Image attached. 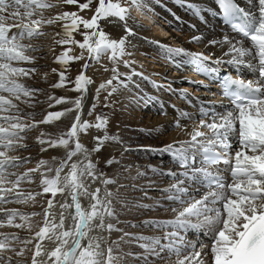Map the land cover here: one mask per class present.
<instances>
[{
  "label": "snow or ice",
  "instance_id": "6c2138e0",
  "mask_svg": "<svg viewBox=\"0 0 264 264\" xmlns=\"http://www.w3.org/2000/svg\"><path fill=\"white\" fill-rule=\"evenodd\" d=\"M173 2L186 7L204 24L208 23L204 13L220 18L221 32L211 38L200 32L187 41L199 44L207 39L205 49L213 51L205 54L148 36L140 38L169 64L178 69L190 66L208 81L189 79V83L210 89L211 83L218 82L227 103L192 97L196 101L193 112L169 105L177 115L167 126H158L160 146L135 149L167 155L179 170L148 165L154 174L173 182L159 189L166 194L163 199L168 204L142 207L170 210L171 218L142 222L164 231L161 236H137L143 253L134 259L139 264H264V0H212L211 7L189 0ZM68 6L75 10H64ZM157 6L166 7L163 0H0V229L27 233L21 239L19 231H0V264H124L120 241L101 248L104 237L92 235L94 229L120 231L105 223L117 215L113 200L119 193L108 190L116 180L100 171L99 161L92 159L103 155L119 137L107 135L106 114H97L95 121L84 119L83 102L94 86L87 109L91 116L102 92H107V103L109 96L128 88L136 77L157 90L189 97L186 90H172L170 84L158 83L137 71L136 61L125 58L133 54L129 51L132 39L149 27L136 19L133 10L158 16ZM48 29L52 30L50 36ZM46 38L53 49H61L53 51L56 67L51 72L57 79L49 87L62 94L47 97L49 109L59 106L60 110H48L35 120L32 118L37 113L24 112L20 105L34 108L40 102L37 95L44 90L20 81L33 75L47 78L48 73L39 71L47 65L35 63L38 57L29 54L39 53L45 47L40 41ZM77 48L79 52L74 51ZM103 59L111 67L102 64ZM73 61L80 65L74 79L69 75ZM121 63L125 72L119 71ZM224 67L234 69L236 77L227 72L221 75ZM101 69L111 75L95 83L93 76ZM89 70L93 75H88ZM249 74L251 78H242ZM135 86L139 89V84ZM137 99L159 104V114L167 116L159 96L141 94ZM64 120L70 124L66 131L36 135V155L40 158L35 167L18 171L35 158L10 154L32 146L25 142L27 134L40 126L58 128ZM183 121H193L190 130ZM92 128L105 134L94 136L89 148L81 142V134ZM169 129H178L177 134L184 133L187 138L165 142L162 138ZM49 150L63 154L44 159L42 154ZM103 163L107 167L119 161L111 156ZM37 181L40 191L22 188L25 182ZM94 183L98 186L92 189ZM44 194L50 195L46 202L39 201L40 212L26 213L8 206L36 205L37 197ZM38 216L41 219L34 228L32 218ZM190 232L202 233L207 243L199 242L197 249L186 239Z\"/></svg>",
  "mask_w": 264,
  "mask_h": 264
},
{
  "label": "bare ground",
  "instance_id": "6f19581e",
  "mask_svg": "<svg viewBox=\"0 0 264 264\" xmlns=\"http://www.w3.org/2000/svg\"><path fill=\"white\" fill-rule=\"evenodd\" d=\"M189 2L198 3V4H201L202 6H208V7L213 6L212 0H189ZM163 3L166 7H158V6L155 7V13H158V16L163 17L164 20L166 21V22L163 21L161 23L162 26H159V27H160V32H162V31H166V32L169 31L170 32V34H169V38L171 39L170 42L165 40L164 36L159 35L158 29H157L158 31H155V29H153V28H148L147 31L139 33V35L136 38L132 39V41H131L132 47L129 48V51H131L133 54L131 56L125 57V58L136 61L135 67H136L137 71H143L145 75H150L151 79L156 80L158 83L170 84V88L174 87V89H176L177 86L175 85V83L179 79H181L182 77L184 78L183 80H185V81L192 79L193 77L196 81H201V80H203V78L201 76L195 77V73L190 66H184L183 68H180V70H182L183 72H177L175 66H173L172 64H169L166 60H164L158 54V51L153 46L146 43L140 37L141 36H148L149 38L160 40L161 42L166 43V44L172 43L173 46L180 44L181 47H184V48H187L190 50H194V51H205V54H207L208 51H213V49H211V48L205 49V44H207V39H205L203 41V43H199V44L188 43L187 42L188 39L193 34H199L200 32H203L206 37L211 38L214 35V33L221 32L222 25L220 24L219 17H213L210 14L204 13V15L206 16L207 21H208L207 24H204L199 19H197L195 16H193L191 14V12L186 7H181L177 4H175L173 2V0H163ZM73 9L74 8H72L71 6H68L64 10L72 11ZM59 10L60 9H57V11H59ZM133 13H134V16L136 15L135 17L137 20H138V18H140V16L142 17L140 12L133 10ZM51 14L54 15L55 12H53ZM81 14L82 15H88L89 13L81 12ZM144 14L149 15V17H153L155 19V16L152 13L146 12ZM45 15L47 16V15H49V13L46 11ZM176 17H179V20H177ZM146 21L140 20L141 23L148 25L149 23ZM189 25H195L196 27L190 28ZM163 26L164 27L166 26L165 27L166 29H164ZM47 31H48V35L50 36L52 30L48 29ZM155 32H157L158 34ZM166 32H164V34H167ZM113 35H115V32H113ZM76 38L80 39L79 36H77ZM40 43L45 45V47H43V48L45 50H47L48 53H44L43 58H39L40 57L39 54L41 52H43V51H41L42 50V48H41L39 53L33 52V53H29V54L38 57V59H37V61H35V63L42 64V65L47 64V66L49 67V69L46 68V70L41 71L42 74L48 73L47 78L44 79L41 76H38V78H42V79H44V81L36 82V84H35L36 86L44 88L43 89L44 91L42 94L40 93V95L38 94L36 97V100L40 101L39 103H35L37 107L30 108L27 106H21L20 105V107L22 109H24V112H29V111L43 112L41 114H38V118H36V115H37L36 114L34 117L35 120L41 119L43 114H45L46 111H48V110H60L59 106H55L53 109H49L47 97L49 95H55L58 97L62 94L60 90H52L49 87V85L54 83L57 79L56 74L51 72V69L56 67V64L54 63L53 51L58 53L61 49L58 46L55 49H53L52 44H51V40L48 38L43 39L42 41H40ZM172 44H170V45H172ZM74 51L79 52V49L77 48ZM219 54H220L219 50H216V55H219ZM48 55H50L52 60L50 58V61H47ZM154 58H157V61H159V62L153 63V61H155ZM101 63L107 65L108 67H111L110 63L106 59H103L101 61ZM79 67H80V65L78 64L74 70H70L69 75L73 79H74L75 75L77 74ZM170 67H173L172 71H170L169 73H166V71L169 70ZM226 68H228V67H224L222 69L225 70ZM228 69H231V68H228ZM119 71H121V72L126 71V69L122 63L119 65ZM231 71H235V70L231 69ZM152 73H159V75H151ZM88 75H93L91 70H89ZM109 75H111L110 72H103V70L101 69L100 72H98L97 74H95L93 76V79H94L95 83H99L102 79L107 78ZM242 78H251V76L249 74L248 76H245ZM26 80L27 79H25L23 81L28 83V81H26ZM203 81H205V83H208L206 78ZM135 84H139V89L136 88ZM28 85L33 86L34 84L30 83ZM187 85H189V84L186 83V84L179 86L181 88V89L179 88V90H190L191 86H187ZM195 86H197V85H195ZM210 86H212L214 88L210 92V96H212V97H204L203 96L204 93H207L206 89L204 87H195V88H192L193 93L190 94L187 99H185V98H182L178 93H175L174 91L157 90L147 81H144V80L140 79L139 77H136V78H134V83L132 85H130L128 88H126V89L122 88L118 92L113 93L111 96H109L107 103H105V99H104L105 96L107 95V92H102L100 97H99L98 104L99 105L106 104V110L105 111H106V113H108L107 118L109 116L108 125H107V135H109V136L117 135L119 137V141L115 142V143H110L109 146L107 147V150L103 153V155H101V156H95L94 155L92 157L94 162L99 161V163H97V168L99 169L98 165L100 163H103V161L106 157L114 156L120 162V165H123V168L125 167L129 171L130 164H132V162L137 163L140 160L139 159L137 161V158L141 155L142 151H140L139 153H136L138 151L135 150V149H137L138 146H140V145H151L153 147H159L160 146V141H159V139H157L158 134H159V127L158 126L159 125L167 126V124L171 123L177 115L176 110H174L169 105H175L176 109H180V110H183L186 112H193V111H196V109H194L192 105L195 104L196 101L194 99H192V97H200L201 99H204V100H212V101L219 102V100L216 98L217 96H219V92L217 90L216 83H211ZM90 93H92V95L94 94V86H93L92 92H90ZM141 94H147L150 96H159V98L164 102L165 108L167 110V116H161L159 114V112H158L159 104L152 103L149 106V103H145L143 100H138L137 96H139ZM71 95H75V94H71ZM173 95L175 96L174 97L175 99H172ZM213 95H215V97H213ZM90 96H91V94H90ZM90 96L88 95V98L83 102L84 107L82 110V117L84 119L89 120V121H95V118L97 116V114H96L97 112L94 111L91 116H89L88 112H87V109L91 106V103H92V96H91V100H90ZM189 99H192V104L188 103ZM90 101H91V103H90ZM223 103H225V102H223ZM112 105H114V106H112ZM125 106H127L129 109H125ZM117 108L121 109L122 111L125 110L129 114L127 113V115H122L123 119H121V120L120 119L119 120L113 119L112 116H114L115 118L117 116H120V112H116ZM198 119H199V117H197V119L195 121L196 123H198ZM120 121H122V122H120ZM130 121H133V123H134V121H136L137 125L142 126V128L144 127V129L145 128H147L148 130L152 129L151 133L148 132V130H147V132L150 134L152 139L143 143V141H145L146 139L145 140L142 139L141 136L139 138L140 132L138 130H133L134 127H132V128L130 127V129L126 128L125 130L122 129V125L125 123L127 125L128 124L127 122H130ZM182 123L185 125H188V130H190L193 121H183ZM66 126H70L68 120H64L63 123L58 128H52L49 126H40L37 128V131L39 133L41 131L48 132V133H59L61 131H66ZM201 130L203 131L204 129H201ZM178 132H179L178 129H169V131L165 134V136L162 139L165 142H170L172 140V138H175L178 140L187 138V136L184 133H180L178 135L177 134ZM104 134L105 133L103 130L97 131L95 128H92L87 133L81 134V142L84 143L86 147L91 148L93 146V143H94L93 137L94 136H103ZM123 140L126 143H130L128 148L132 149V151H125L119 147L120 142L121 141L123 142ZM25 142L30 144V145H33V147H35V148L33 150H29V151L28 150H25V151L20 150L18 152L10 153V154L18 155V156H29L31 154V155L35 156L36 161H37V159H39L40 157L36 155L38 153V146H36V144H35V138H32L31 140H28ZM133 142H135V143H133ZM131 152H133L134 154H132ZM62 154H63L62 152H56V151L49 150V151H46L45 153H43L42 156L44 159H50L51 157L59 158ZM148 154H151L148 156V158H150V161L146 164L155 165V166H161V164H162L165 170H167L168 168H172L173 170H179V166L173 164L171 161V158L169 156H167V155L161 156L160 154L153 153V152H148ZM153 156H156V159H154ZM36 161L34 162L35 164H32V165H30V167L29 166H27V167L28 168L35 167ZM142 164H140V165H142ZM113 166L114 165H111L109 167L111 168ZM139 168H140L141 172H144L146 169V168L144 169V167L143 168L139 167ZM24 170H25V168H21L18 171L22 172ZM131 170L133 171L134 169H131ZM13 171H16V170L13 169ZM146 172H147V170H146ZM125 174H126V176H128L127 173H125ZM137 175H139V174H137ZM150 177L151 176H149V178ZM133 178H134V176H133ZM140 178L137 181H127L126 180L125 182L120 184V185H128V186L127 187L124 186L122 188L117 189L119 191V198L113 200V206L115 209L119 205L118 209L116 210L117 215L115 216L114 219H111V220L106 219L105 220V223L110 222V223L114 224L117 229H120V231H112L111 233H109L107 231L99 232L98 230H95V229L93 230L92 235L104 237V240L100 242L101 248H106L108 245H110L112 243V241H120L119 252L122 255V252L126 248V241L128 242L129 238L131 239L130 240V242H131L132 240L133 241L134 240L139 241L136 239L137 236H161L163 234L164 230H162V229H155V230H152L149 232L146 231V229L144 227L145 224H143L142 222L146 221V220H152L154 218L139 217V219L138 218L136 219L134 217H131L132 215L129 217L128 216L124 217L125 214H123V208H121V205H123V204H126V205H134V204L135 205H139V204L140 205H156L158 203H164V204L169 203L168 201L163 199V197L166 194L161 192L159 189L167 187L173 181H171L168 177L162 178L161 176L159 178L157 177L158 179H150V180H149V178L148 179L146 178L147 180L144 179L145 177L143 179L142 178L140 179ZM37 185H38V181L31 183V184L28 182H25L22 184V188L25 191H33V192L40 191V189ZM94 187L96 188V186H94ZM113 187L115 188L114 184L110 185L108 190L109 191L111 189L113 190ZM111 192H114V191H111ZM49 195L50 194H44L43 198L37 197L38 203L36 205H31V204L22 205V204L13 203V204H10L8 206L9 207H17L21 211L26 212V213H29L32 211L40 212L41 205H40L39 201L41 199H43L46 202ZM58 196H59V194H58ZM145 198H147L148 200ZM141 199H144V200H141ZM84 203H86V202H84ZM128 209H130V208H128ZM134 214H135L134 216L137 215L136 213H134ZM153 215H154V213H153ZM169 218H171V216H169L168 218L166 217V218H160V219H169ZM40 219H41V217H39V216L32 218V223H33L34 228L36 226V222L39 221ZM122 222H127L128 227L123 228L124 224H122ZM134 224L142 225L143 228L142 229L133 228L135 226ZM168 230H170V229H168ZM0 231H19L21 239H23L27 235V233H25L24 231L17 230V229L4 228V229H0ZM202 236H203L202 233L197 234V233L193 232V234L188 233L186 235V239L193 241L196 244V248L198 249L200 247L199 242L207 243V240L205 238H203ZM132 244H134V243H132ZM134 247H135V245L133 246V248ZM130 253H132V252H130ZM137 253H135V254H137ZM139 253H141V252H139ZM129 258H130V256H129ZM129 261L132 264L139 263V261H137L136 259H132ZM126 263H127V261L126 262L124 261V264H126ZM156 264H162V262L159 261V263H156Z\"/></svg>",
  "mask_w": 264,
  "mask_h": 264
},
{
  "label": "rangeland",
  "instance_id": "374dc122",
  "mask_svg": "<svg viewBox=\"0 0 264 264\" xmlns=\"http://www.w3.org/2000/svg\"><path fill=\"white\" fill-rule=\"evenodd\" d=\"M75 9H73L72 11H74ZM81 14V13H80ZM82 15V14H81ZM133 15H134V13H133ZM142 15V17L140 16V18H138V20L140 21V20H143V21H146V22H148L149 24V27L148 28H153V29H155V31H158V33H159V35H161V36H164V39L165 40H167L168 42H170V38H169V34H170V32L169 31H162V32H160V27L159 26H162V22L164 21V22H166L165 20H164V18L163 17H161V16H155V19L153 18V17H149V15H146V14H141ZM136 16V15H135ZM146 16V17H145ZM149 17V18H148ZM150 21H154V22H151L150 23ZM166 27V26H165ZM164 26H163V28L164 29H166ZM158 29V30H157ZM164 32H166L167 34H164ZM155 33H157V32H155ZM157 33V34H158ZM163 33V34H162ZM170 44H172V43H170ZM173 45V44H172ZM176 46H179V47H181V45L179 44V45H176ZM41 51H43V52H41L40 54H39V56H44V53H48V51L47 50H45L44 48H42V50ZM50 55H48V59H47V61H50ZM51 60H52V58H51ZM154 60L155 61H153V63L154 62H159V61H157V58H154ZM78 65V63L77 62H75V61H73V62H71V69L70 70H74L75 68H76V66ZM42 65V64H41ZM43 65H47V64H43ZM21 66H24V67H28L29 65H27V64H23V65H21ZM46 68H48L49 69V67L47 66V67H43V68H40L39 69V71L41 72V71H43V70H46ZM172 68L173 67H170V69L169 70H167L166 71V73H169L170 71H172ZM176 70H177V72H183L182 70H180V69H178V68H176ZM25 79H27L26 81H28V83H26V82H24L23 80H25ZM191 80H195L194 79V77L191 79ZM41 81H44V79H42V78H38V76H36V75H33L31 78H22L21 79V81L20 82H22V83H25L26 84V86H31V85H28V84H34L32 87H35V88H39V89H44V88H41V87H39V86H36L35 84H36V82H41ZM189 80H187V81H185V80H183V79H179L176 83H175V85L177 86L176 87V89H174V87H171L172 88V90H179V86H181V85H183V84H189V85H187V86H191V89L190 90H186L189 94H192L193 92V90H192V88H195V87H198V86H195L194 84H191V83H189L188 82ZM181 89V88H180ZM214 88L212 87V86H210V89H206V92L207 93H204L203 94V96L204 97H212V96H210V92L213 90ZM41 94L43 93V91L42 92H40ZM40 93H39V95H40ZM209 93V94H208ZM90 94H91V96H92V93H89L88 95L90 96ZM208 94V95H207ZM91 96H90V100H91ZM175 96L173 95V97H172V99H175L174 98ZM213 97H215V95H213ZM90 103H91V101H90ZM89 103V104H90ZM154 103V102H153ZM152 103H149V106L151 105ZM21 106H27V105H25V104H21ZM112 106H114V105H112ZM28 107V106H27ZM35 107H37L36 106V104H35ZM34 107V108H35ZM124 108V107H123ZM125 109H129L127 106H125ZM106 104H101V105H99L98 103H97V107H96V109H95V112H97L96 114H108V113H106ZM38 111H35V113H37ZM116 112H120V116H117L116 118L114 117V116H112V118L113 119H117V120H121V119H123V116L122 115H127V113L128 112H126L125 110H121V109H119V108H117V110H116ZM41 113H43V112H38L37 113V115H36V118H38V114H41ZM126 113V114H125ZM112 114V113H111ZM129 114V113H128ZM35 117V116H34ZM34 117L32 118V119H34ZM122 117V118H121ZM108 118H109V116H108ZM111 118V119H112ZM127 121V120H126ZM120 122H122V121H120ZM132 122V123H131ZM140 122V121H139ZM138 122V123H139ZM128 124L126 125V123L125 124H123L122 125V129H126V128H128V129H130V127L132 128V127H134V129L133 130H138L140 133H139V138H140V136H141V138L142 139H146L145 141H143V143L144 142H146V141H149V140H151L152 139V137L150 136V134L148 133L149 132V130L147 129V128H145L144 129V127L142 128V126H139V125H137V122L136 121H134V123H133V121H130V122H127ZM133 124V125H132ZM132 125V126H131ZM135 125V126H134ZM125 126V127H124ZM128 126V127H127ZM124 127V128H123ZM138 128V129H137ZM147 130H148V132H147ZM39 134V132L37 131V129H34V130H31L28 134H27V138H26V141H28V140H31L32 138H35L36 137V135H38ZM149 134V135H148ZM133 143H135V142H133ZM130 145V143H126L124 140H123V142L121 141L120 142V144H119V147L121 148V149H123V150H125L126 148L127 149H130V148H128V146ZM126 146V147H125ZM35 147H33V145L32 146H30L27 150L29 151V150H33ZM23 151H25V150H23ZM122 152V151H121ZM124 152V151H123ZM140 151H138V152H136V153H139ZM24 153V152H23ZM132 154H134L133 152H131ZM149 155H151V154H148V152H141V155L137 158V161L139 160V162H137V163H135V162H132V164H130V168L131 169H134L133 171L129 168V171L124 167L123 168V165H120V162H119V164H116V165H114L113 167H109V166H107V167H105V165L103 164V163H100L99 165H98V167H99V170L100 171H102V172H104L105 174H107V175H109V176H111V177H113L115 180H116V184H114L115 185V188L113 187V190L111 189L110 191H114V193L116 192V193H119V191L117 190L118 188H122V187H127L128 185H120L121 183H123V182H125L126 180L127 181H137L140 177L143 179L144 177V179H148L149 178V176H151L150 178H149V180L150 179H158L161 175H156V174H154L149 168H148V164H146V163H148L149 161H150V158H148V156ZM34 156V155H33ZM35 157V156H34ZM153 158L154 159H156V156H153ZM36 161V158H34V159H32L31 161H29L27 164H25V165H23L21 168H25L26 169V167L27 166H29L30 167V165H32V164H35L34 162ZM154 161V160H153ZM33 162V163H32ZM143 163V164H142ZM140 164H142V165H140ZM101 167V168H100ZM115 167V168H114ZM139 167H144V169H145V171L144 172H141V170H140V168ZM20 168V169H21ZM28 168V167H27ZM110 168V169H109ZM113 168V169H112ZM122 168V169H121ZM140 171H139V170ZM123 172H122V171ZM127 170V171H126ZM137 170V171H136ZM146 170H147V172H146ZM113 171V172H112ZM126 171V172H125ZM132 171V172H131ZM151 171V172H150ZM127 173V175L128 176H126V174L125 173ZM144 173V175H137V174H140V173ZM124 173V174H123ZM146 173V174H145ZM153 173V174H152ZM149 175V176H148ZM130 176V177H129ZM133 176H134V178H133ZM136 176V177H135ZM122 177V178H121ZM128 177V178H127ZM158 177V178H157ZM162 178H166V176H161ZM125 178V179H124ZM127 178V179H126ZM140 178V179H141ZM146 179V180H147ZM94 186H98L97 184H92V186H91V188L93 189H95V187ZM120 186V187H119ZM144 198V197H143ZM145 199H147V198H145ZM141 200H144V199H141ZM148 200V199H147ZM136 206V207H135ZM141 208H140V207ZM118 207H119V205L117 206V208H116V210L118 209ZM130 208V209H128V208ZM121 208H123V214H125L124 215V217L126 216H131V217H134V218H138L139 219V217H151V218H154V219H160V218H168L169 216H171V212H170V210L169 211H165L164 209H161V208H155V207H153V208H151V209H146V208H143L142 207V205H126V204H123V205H121ZM134 208V209H133ZM126 209V210H125ZM138 209V210H137ZM128 211V212H127ZM156 212V213H155ZM167 212V213H166ZM134 213H136L137 215L136 216H134L135 214ZM153 213H154V215H153ZM145 215V216H144ZM160 215V216H159ZM122 224H124V227L123 228H127L128 227V225H127V222H122ZM135 226L133 227V228H140V229H142L143 227H142V225H136V224H134ZM144 227H145V229H146V231L147 232H149V231H152V230H155L156 228H153V227H151V226H146V225H144ZM191 234H193V232H190ZM127 236V235H126ZM129 237V236H128ZM203 237V236H202ZM204 238V237H203ZM130 238H129V240H128V242L126 241V248L124 249V251L122 252V256H123V261H127V263L126 264H130L131 262L129 261V260H132V259H134V257L137 255V254H141V253H143V249L142 248H140L139 246H137L138 244H140L142 241H136V240H132L131 242H130ZM132 243H134V244H132ZM136 243V244H135ZM128 244V245H127ZM130 244V245H129ZM135 245V247L133 248V246ZM128 246V247H127ZM139 247V248H138ZM139 250H138V249ZM130 252H132V256H130V258H129V256L127 255L128 253H130ZM137 253V254H135V253ZM139 252H141V253H139ZM127 253V254H126ZM125 254V255H124ZM134 254V255H133ZM127 255V256H126ZM126 256V257H125ZM125 257V258H124ZM127 259V260H126ZM156 263H159V261H156ZM132 264V263H131ZM135 264H139V263H135Z\"/></svg>",
  "mask_w": 264,
  "mask_h": 264
}]
</instances>
